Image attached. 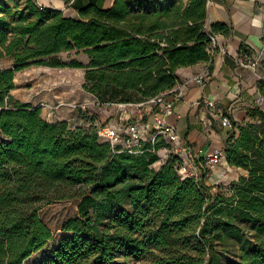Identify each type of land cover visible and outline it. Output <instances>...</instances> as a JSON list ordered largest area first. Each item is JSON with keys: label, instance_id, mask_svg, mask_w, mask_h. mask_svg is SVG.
<instances>
[{"label": "trees", "instance_id": "trees-1", "mask_svg": "<svg viewBox=\"0 0 264 264\" xmlns=\"http://www.w3.org/2000/svg\"><path fill=\"white\" fill-rule=\"evenodd\" d=\"M72 6L78 17L37 0H0V62L11 61L0 66V264H24L52 240L39 207L73 198L78 215L35 264H129L120 260L147 254L151 264H217L224 233L243 224L264 231L263 108L251 107L239 125L231 118L222 149L228 164L248 176L226 195L213 193L205 179L179 175L175 155L156 168L163 143L156 152L115 153L99 140L107 118L96 106L77 112L86 114L82 123L50 122L41 107L11 91L16 73L31 66L84 68L83 88L98 102L140 101L172 90L181 82L179 68L211 64L210 35H228L229 25L208 24V0ZM75 49L87 64L61 58ZM231 264H264V239Z\"/></svg>", "mask_w": 264, "mask_h": 264}, {"label": "crops", "instance_id": "crops-1", "mask_svg": "<svg viewBox=\"0 0 264 264\" xmlns=\"http://www.w3.org/2000/svg\"><path fill=\"white\" fill-rule=\"evenodd\" d=\"M73 2L74 0H69L66 4L64 0H42L40 4L78 14L77 9L72 6ZM91 2L106 8L105 4L113 3L114 0H79V5L85 6ZM66 15L72 16L67 13ZM207 21L209 25L224 22L229 25L230 32L228 35L216 34L218 48L212 55L211 64L210 62H200L193 66L179 68L176 71L181 81L180 85H183V94L171 117V120L176 123L179 133L190 144L195 160L199 159L197 155L199 149L208 153L225 146L227 133L231 128L222 125L221 115H228L239 125L250 119L248 110L251 107L263 108L261 105L264 102V90L260 85L264 82V0H210ZM79 61L87 64L89 59L87 57V59ZM253 62L256 63L255 67L250 65ZM37 67H41L45 71L58 72L63 79L65 76L80 75V79H77L78 85H75L77 83L74 82L73 86H80L82 91L87 94L83 95L84 98L91 100V103L96 100L93 94L83 88L84 68ZM19 74H22L21 71L16 73V87L11 93L20 101L32 103L35 107H41L35 102L42 96L49 100L54 95L64 96V99H76L81 96L79 92L69 93L70 89H59L58 87L52 89V80L47 78L44 79L46 83H44L39 96H36V78L25 83L27 88L30 87L27 92H17ZM199 74L204 75L202 82L194 80V77ZM48 87L51 88V91L47 90ZM74 87L72 90L75 89ZM204 99H209L210 103H205ZM63 110L57 111L55 116L49 115L47 120L50 122L61 120L75 123L84 122L83 119L75 116V113L71 115L70 112L73 111L68 107ZM67 110L68 112H66ZM42 116L45 117L43 108ZM169 154H171V146L164 144L158 150L160 159L154 166L159 168L167 161ZM230 167L226 158L223 159L215 166L211 176L206 179V184L212 186V189L215 188L214 185L228 175ZM237 169L239 170L237 179L241 176H248V171L242 168Z\"/></svg>", "mask_w": 264, "mask_h": 264}, {"label": "built area", "instance_id": "built-area-1", "mask_svg": "<svg viewBox=\"0 0 264 264\" xmlns=\"http://www.w3.org/2000/svg\"><path fill=\"white\" fill-rule=\"evenodd\" d=\"M210 0H208V3ZM210 54L213 55L218 48L216 34L210 35ZM264 52V45H263ZM252 67L256 66L253 62ZM203 74L196 75L194 80L202 82ZM183 85L178 83L172 90L161 92L136 102H107L100 103L97 99L93 103H78L76 101L59 100L56 104L46 105L51 110L68 107L73 112L96 106L106 114L107 121L99 124L97 134L99 140L108 142L115 153L138 155L146 151L156 152L158 143L169 144L171 154L178 157L177 172L182 177H191L201 181L211 176L215 166L225 159L223 149H214L204 153L197 150L198 160H195L190 144L178 130L175 122L171 120L175 106L182 98ZM96 98V97H95ZM210 103L209 99H204ZM44 105V104H42ZM113 109V112H110ZM105 112V113H104ZM224 127L232 128V121L228 115H221ZM166 158V157H165Z\"/></svg>", "mask_w": 264, "mask_h": 264}, {"label": "rangeland", "instance_id": "rangeland-1", "mask_svg": "<svg viewBox=\"0 0 264 264\" xmlns=\"http://www.w3.org/2000/svg\"><path fill=\"white\" fill-rule=\"evenodd\" d=\"M38 2L42 0H37ZM65 3L67 4L69 0H64ZM53 4V3H52ZM113 3L105 4V7L108 8L112 5ZM52 7V6H50ZM55 8V7H53ZM63 11V10H62ZM63 13L66 15L67 14H72L74 17H78V14L69 12V10L63 11ZM61 58L64 59L65 61H70L71 59H78V60H85L87 59V55L82 51V50H73L70 52H66L61 54ZM11 64V61L9 59L2 60L0 62L1 67L9 66ZM27 70V71H26ZM43 68L37 67V66H31L28 69H25L21 71L22 74L18 75V87L19 89L17 92H23V91H28L25 83L27 81H32L33 79L36 78V96H39L44 83L45 78L48 80H52V89L55 87H58L59 89L64 88V89H70L69 93L73 92H79L81 93V96H79L76 99H64V96H53L51 100L47 99L46 97H39L38 101L35 102L38 106H41L43 109H45V119L49 118V115L55 116L57 111H64L63 108L66 107H61L58 110H51L50 107L46 106L51 105V104H56L59 100L63 101H76L78 103H91V100H88L84 98L83 95L85 94L80 86L74 87L73 83H77L75 85H78V80L80 79V75L74 74L73 77L65 76L63 79L62 76L58 72H53L52 70H47L45 69L43 71ZM26 71V72H25ZM59 75V76H58ZM63 79V80H62ZM78 79V80H77ZM71 86V87H70ZM75 88L72 90V88ZM40 88V89H39ZM51 88L48 87L47 90L51 91ZM84 93V94H83ZM50 103V104H49ZM44 104V105H42ZM264 109V102H262L261 105ZM113 109H110V112ZM99 111V110H98ZM68 112V110L66 111ZM71 115L78 116L79 118L82 119H87L85 117L86 114H78L77 112H70ZM105 113V112H104ZM70 115V116H71ZM102 118H106V114H99ZM1 139V136H0ZM238 169L230 167L228 175L224 176L219 182H217L214 186L215 188L212 189L213 193H225L226 195H232L234 194V191L232 190L233 183L238 181ZM78 198H73V199H68V200H62V201H57L53 203H48V204H42L39 207V215L41 219L44 221V223L53 231L54 237L52 240L47 242L42 248L34 252L29 258H27L24 262V264H35L37 263L42 257L45 255L49 254L53 248L59 243L62 237L66 235V233L62 230V225L70 218L75 217L78 215ZM126 207L127 204L123 203ZM122 204L118 205L116 209H114V212L120 208ZM258 225L254 226L252 224H243L237 232H232V233H224L223 238L221 240H218L216 242V247H217V253H218V260L217 264H231V263H237L239 261V255L240 252L243 250H248L255 246L260 240L264 239V231L259 230ZM152 255L147 254L141 258H129V259H121L120 261H126L129 264H151L152 262Z\"/></svg>", "mask_w": 264, "mask_h": 264}]
</instances>
